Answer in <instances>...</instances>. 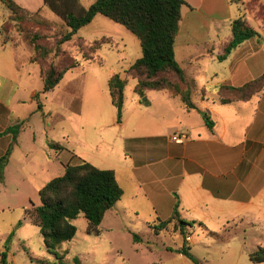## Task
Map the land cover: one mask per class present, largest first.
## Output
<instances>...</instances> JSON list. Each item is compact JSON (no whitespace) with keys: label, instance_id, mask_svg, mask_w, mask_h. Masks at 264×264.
<instances>
[{"label":"rangeland","instance_id":"374dc122","mask_svg":"<svg viewBox=\"0 0 264 264\" xmlns=\"http://www.w3.org/2000/svg\"><path fill=\"white\" fill-rule=\"evenodd\" d=\"M96 1L80 0L85 8ZM18 2L30 11L43 6V0ZM233 6L239 15L249 20L248 23L263 29L261 45L264 56V3L255 0L248 5L234 3ZM43 15L59 25L57 31L48 33V39L42 41L52 46L57 37V34H53L63 29V23L47 8L43 9ZM9 17L10 12L0 3V47L10 41L33 55L30 35L18 32ZM33 29L32 33L36 32V26ZM80 39L86 43L109 39L111 43L102 46L94 61L85 62L77 52L76 45ZM65 49L80 59L82 66L69 72L61 85L50 93H43L39 76L30 78L31 85L28 88L38 89L43 110L31 119L32 128L22 134L21 145L5 169L4 180H0V253L4 251L9 236L15 233L7 264L56 261L47 252L41 231L28 213L34 206L41 205L40 191L50 181L62 177L66 166H76L81 161L98 169L115 171L125 194L106 214L99 227L100 236L88 234V221L84 215L72 222L77 234L61 250L62 254L69 253L65 261L67 264H76V258L81 264H192L177 253L183 245L190 248L193 256L202 264H254L250 254L255 251L254 245L258 236L264 233L263 228L246 220L226 224L214 222L205 225L214 234L211 235L200 228L199 223L185 216L183 222L195 225L190 240L185 242L178 228L170 227L167 232L155 233L153 227L158 226L159 220L165 219L168 214L160 215V219L143 201L140 204L139 201L138 204L133 202L134 175L128 168L133 164V159L130 156L126 159L125 150L127 147L131 151L130 155H133V146L137 141H126L161 132L160 125H176L178 117L161 114L156 109L155 104L159 105L157 98H163L161 93L151 92L142 96L134 92L136 81L131 77L136 74L130 71V67L142 56L139 40L122 25L98 15ZM61 60L63 66L70 64V61ZM29 68L39 70L34 64ZM258 72V69H254V73ZM117 74L128 81L124 127L117 123V109L112 104L109 91V80ZM148 96L152 99L153 108L145 102ZM40 114L46 117L42 119ZM175 135L177 133L171 137ZM50 141L64 149H50ZM51 150L53 155L50 154ZM135 234L144 241L135 243Z\"/></svg>","mask_w":264,"mask_h":264},{"label":"crops","instance_id":"0c3cea01","mask_svg":"<svg viewBox=\"0 0 264 264\" xmlns=\"http://www.w3.org/2000/svg\"><path fill=\"white\" fill-rule=\"evenodd\" d=\"M184 1L187 6L182 9L175 53L188 81L196 86L198 110L188 111L180 98L167 92H145L161 93L163 98H157L156 109L178 117L176 125H160L161 132L126 141H137L133 155L127 147L125 150L126 159H133L128 167L135 182L131 198L134 203L143 201L158 216L168 214L163 221L172 216L179 203L181 219L188 216L209 234L205 225L214 222L246 220L264 229V90L247 102L227 105L220 102L218 92L220 86H242L264 74L263 29L256 24L253 26L260 32V40L247 41L224 62L218 60L232 39V22L241 16L233 4L248 5L255 0ZM44 8L43 2L32 12ZM22 52L14 42L0 47V159L14 139L5 132L25 122L8 164L21 145L22 134L32 128L31 119L39 113L38 89L28 87L32 76L41 79V71L39 67L27 69L33 65L32 53ZM254 69L259 72L254 73ZM151 101L150 96L145 100L150 105ZM206 117L214 122L213 130L208 128ZM124 125L122 120L119 126ZM178 132L188 134L185 143L171 142V136ZM255 244V251L264 248V233Z\"/></svg>","mask_w":264,"mask_h":264},{"label":"trees","instance_id":"16d2710c","mask_svg":"<svg viewBox=\"0 0 264 264\" xmlns=\"http://www.w3.org/2000/svg\"><path fill=\"white\" fill-rule=\"evenodd\" d=\"M44 7L55 14L63 23V29L53 34L55 43L47 46L42 43L48 39V33L57 31L58 23L43 15V9L32 12L18 3L17 0H0L10 12L9 20L15 23L18 32L30 35L34 48L31 62L41 71L43 93L53 92L62 82L64 76L71 70L82 66V61H94L102 46L110 44L109 39L93 43L78 40L77 52L82 61L72 56L65 49L73 42L78 33L89 26L98 15H102L130 31L140 42L142 56L130 67L136 75L131 77L136 81L135 93L144 95L146 91L167 92L178 97L188 111L198 110L194 97L196 86L187 79L185 71L177 61L175 53L176 38L182 21V9L187 6L184 0H97L89 8H85L80 0H43ZM33 26L36 32L32 33ZM232 39L226 46L224 54L218 57L224 62L245 42L261 39L260 32L243 15L232 22ZM44 32V33H42ZM10 41L6 42L5 47ZM70 61L63 66L62 60ZM100 62V60H99ZM128 81L120 74L109 80V91L112 104L117 109V123L121 124L124 115L125 93ZM264 90V74L242 86H220L218 88L220 102L224 105L237 101L247 102ZM38 111L43 105L36 96ZM43 117L45 115H42ZM210 130L214 122L210 117L205 118ZM25 122L10 128L6 134L13 135V144L0 159V180H4V172L13 153L18 137ZM50 149H64L59 144L48 142ZM124 191L120 186L116 172L102 170L92 164L81 161L76 166H66L65 173L50 181L40 191V206H34L29 212L33 223L39 227L44 239L47 252L55 258V262L37 260L38 264H67L69 253L62 254L66 243L73 241L77 228L73 221L84 215L88 221V234L100 236L99 227L106 214L111 211L123 197ZM21 225V224H20ZM194 224L183 222L179 212V203L175 205L172 216L167 221L159 220L158 226L153 227L156 234L167 232L170 227L178 228V232L188 242L194 231ZM214 235L213 233H210ZM15 233L7 239L4 251L0 253V264H7L8 254ZM135 243L142 242L139 235H134ZM193 264H202L186 245L177 251ZM254 264H264V248L259 247L250 254ZM76 264H81L75 259Z\"/></svg>","mask_w":264,"mask_h":264},{"label":"built area","instance_id":"2783aa9c","mask_svg":"<svg viewBox=\"0 0 264 264\" xmlns=\"http://www.w3.org/2000/svg\"><path fill=\"white\" fill-rule=\"evenodd\" d=\"M189 136L186 133L179 132L177 135L173 136L170 138L171 142L176 143V144H183L188 140ZM190 238H188V241Z\"/></svg>","mask_w":264,"mask_h":264}]
</instances>
